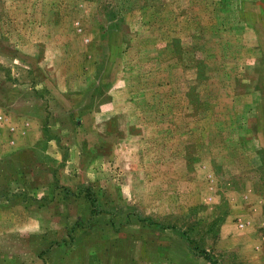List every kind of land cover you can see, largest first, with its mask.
Listing matches in <instances>:
<instances>
[{"label":"rangeland","instance_id":"374dc122","mask_svg":"<svg viewBox=\"0 0 264 264\" xmlns=\"http://www.w3.org/2000/svg\"><path fill=\"white\" fill-rule=\"evenodd\" d=\"M0 112V264H264V0H0Z\"/></svg>","mask_w":264,"mask_h":264},{"label":"crops","instance_id":"0c3cea01","mask_svg":"<svg viewBox=\"0 0 264 264\" xmlns=\"http://www.w3.org/2000/svg\"><path fill=\"white\" fill-rule=\"evenodd\" d=\"M18 120L20 121L18 124H13L9 119H6L4 113L0 112V160L15 156L18 152L30 149L35 145L32 140H27L28 138L24 140L20 137V133L29 132L33 128L34 122L28 117ZM100 139L104 140V138ZM86 153L90 154V152Z\"/></svg>","mask_w":264,"mask_h":264}]
</instances>
